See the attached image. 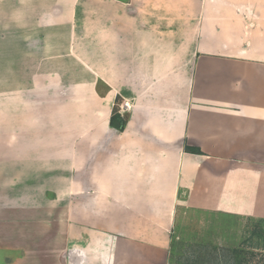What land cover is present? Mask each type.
Listing matches in <instances>:
<instances>
[{
  "label": "crops",
  "instance_id": "0c3cea01",
  "mask_svg": "<svg viewBox=\"0 0 264 264\" xmlns=\"http://www.w3.org/2000/svg\"><path fill=\"white\" fill-rule=\"evenodd\" d=\"M178 208L264 217V0H0L4 264H166Z\"/></svg>",
  "mask_w": 264,
  "mask_h": 264
},
{
  "label": "rangeland",
  "instance_id": "374dc122",
  "mask_svg": "<svg viewBox=\"0 0 264 264\" xmlns=\"http://www.w3.org/2000/svg\"><path fill=\"white\" fill-rule=\"evenodd\" d=\"M171 237L166 264H264V217L178 208ZM2 247L0 242V264L17 254Z\"/></svg>",
  "mask_w": 264,
  "mask_h": 264
},
{
  "label": "trees",
  "instance_id": "16d2710c",
  "mask_svg": "<svg viewBox=\"0 0 264 264\" xmlns=\"http://www.w3.org/2000/svg\"><path fill=\"white\" fill-rule=\"evenodd\" d=\"M126 125V119L124 116H119L116 111L113 113L111 119H110V126L117 131H122L125 128ZM213 255L216 256L215 260L219 261V250L214 247L213 249Z\"/></svg>",
  "mask_w": 264,
  "mask_h": 264
},
{
  "label": "built area",
  "instance_id": "2783aa9c",
  "mask_svg": "<svg viewBox=\"0 0 264 264\" xmlns=\"http://www.w3.org/2000/svg\"><path fill=\"white\" fill-rule=\"evenodd\" d=\"M128 110H129V106H128L127 103H125V104H123L122 107H120V109H119V113H121V114H125V113H127Z\"/></svg>",
  "mask_w": 264,
  "mask_h": 264
}]
</instances>
